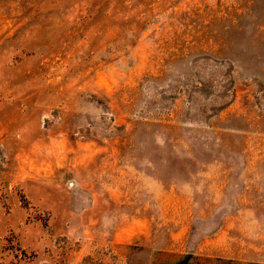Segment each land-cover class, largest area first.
Wrapping results in <instances>:
<instances>
[{"label": "rangeland", "instance_id": "1", "mask_svg": "<svg viewBox=\"0 0 264 264\" xmlns=\"http://www.w3.org/2000/svg\"><path fill=\"white\" fill-rule=\"evenodd\" d=\"M264 263V0H0V264Z\"/></svg>", "mask_w": 264, "mask_h": 264}, {"label": "crops", "instance_id": "2", "mask_svg": "<svg viewBox=\"0 0 264 264\" xmlns=\"http://www.w3.org/2000/svg\"><path fill=\"white\" fill-rule=\"evenodd\" d=\"M187 264H191V258L188 259ZM197 264H264V263H248L239 262L237 259H221L218 257H202L198 256Z\"/></svg>", "mask_w": 264, "mask_h": 264}]
</instances>
